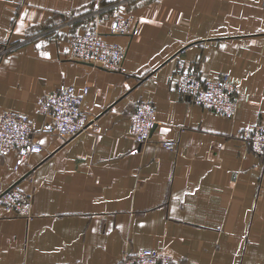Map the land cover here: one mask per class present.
<instances>
[{
  "label": "crops",
  "instance_id": "0c3cea01",
  "mask_svg": "<svg viewBox=\"0 0 264 264\" xmlns=\"http://www.w3.org/2000/svg\"><path fill=\"white\" fill-rule=\"evenodd\" d=\"M117 14L128 28L111 32ZM91 26L123 47V70L72 55L69 35ZM182 69L228 73L234 115L179 95ZM62 83L88 87L87 126L71 137L41 129L37 99ZM139 100L155 109L142 144L129 121ZM4 111L28 116L42 148L22 164L0 154V194L16 184L28 201L0 200V264H115L143 248L264 264V154L244 139L264 124V0H0Z\"/></svg>",
  "mask_w": 264,
  "mask_h": 264
},
{
  "label": "built area",
  "instance_id": "2783aa9c",
  "mask_svg": "<svg viewBox=\"0 0 264 264\" xmlns=\"http://www.w3.org/2000/svg\"><path fill=\"white\" fill-rule=\"evenodd\" d=\"M129 18L115 15L109 22L111 32H121L128 28ZM68 46L72 55L93 66L110 70H123L124 49L115 41L103 37L96 26L69 35ZM175 89L179 95L196 105H200L218 115L231 118L237 109L236 88L228 73L214 78L199 77L191 70L175 73ZM88 87L77 90L72 83H62L37 99L40 111L46 118L43 131L71 137L87 126V116L82 110V101ZM130 130L134 140L142 144L150 136L155 123V109L149 100H139L129 114ZM32 123L28 116L12 111L0 114V154L16 151V164H22L29 154L39 152L41 144L32 136ZM244 139L255 153L264 154V124L256 123L245 134ZM162 146L174 147V142L163 141ZM6 207L23 211L28 201L18 185H12L0 194ZM115 264H181L170 254L157 249L143 248L125 254Z\"/></svg>",
  "mask_w": 264,
  "mask_h": 264
},
{
  "label": "snow or ice",
  "instance_id": "6c2138e0",
  "mask_svg": "<svg viewBox=\"0 0 264 264\" xmlns=\"http://www.w3.org/2000/svg\"><path fill=\"white\" fill-rule=\"evenodd\" d=\"M45 55H47V54H45ZM168 131H169V129H167V128L164 129V132H168ZM41 142H43V141H41Z\"/></svg>",
  "mask_w": 264,
  "mask_h": 264
}]
</instances>
